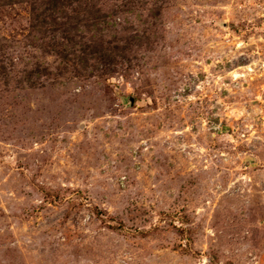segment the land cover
Instances as JSON below:
<instances>
[{
	"label": "rangeland",
	"instance_id": "1",
	"mask_svg": "<svg viewBox=\"0 0 264 264\" xmlns=\"http://www.w3.org/2000/svg\"><path fill=\"white\" fill-rule=\"evenodd\" d=\"M0 264H264V0H0Z\"/></svg>",
	"mask_w": 264,
	"mask_h": 264
}]
</instances>
